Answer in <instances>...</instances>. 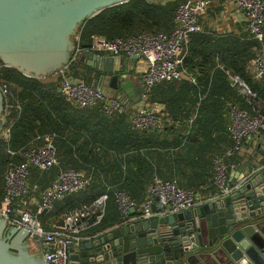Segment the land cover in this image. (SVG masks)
I'll return each instance as SVG.
<instances>
[{
	"label": "trees",
	"instance_id": "trees-1",
	"mask_svg": "<svg viewBox=\"0 0 264 264\" xmlns=\"http://www.w3.org/2000/svg\"><path fill=\"white\" fill-rule=\"evenodd\" d=\"M179 1L129 0L105 8L80 25V45L90 48L94 35L112 40L144 31L169 32ZM259 46L260 41L244 22L224 31L205 25L194 33L185 66L196 82L187 78L164 80L149 93V102L160 104L161 112L170 119L162 128L135 127L130 122V107L112 114L105 111L103 102L79 107L59 90V74L56 79L45 78L52 74L30 75L0 59V81L9 83L10 100L21 106H14L11 112V147L28 143L38 133H54L60 166L94 173L89 187L58 201L53 210L42 214L44 221L91 203L110 185L102 220L86 231L96 236L124 221L116 190L127 191L140 205L146 200L148 184L155 174L196 191L203 185H218L216 159L222 157L228 171L234 164L231 157L238 151L228 153L237 143L229 131L231 106L252 114L264 113V79L254 78L249 71ZM73 66L77 68L72 74L90 84H98L108 74L81 59ZM221 66L239 75L256 95L243 94ZM194 113L197 116L191 123ZM9 162L10 155L0 139V202ZM57 172L58 167L44 172L34 168L30 180L38 182L43 190Z\"/></svg>",
	"mask_w": 264,
	"mask_h": 264
},
{
	"label": "built area",
	"instance_id": "built-area-1",
	"mask_svg": "<svg viewBox=\"0 0 264 264\" xmlns=\"http://www.w3.org/2000/svg\"><path fill=\"white\" fill-rule=\"evenodd\" d=\"M211 1L180 0L174 14L173 28L169 32L144 31L112 40L101 35L93 36V44L88 50L104 55V58L113 55L120 61L124 56H132L146 61L142 72L145 92L137 104H133L123 91L116 90V93H111L104 85L105 77L98 84H90L85 78L72 74V65L80 59L84 50L80 45L81 32L76 35L78 43L70 62L57 72L60 75L59 90L67 100L79 107L103 102L104 109L109 114L130 107V122L135 127L162 128L165 121L170 119L161 112L160 104L153 105L149 102V93L153 86L164 80L187 78L196 82V78L185 66V58L193 34L203 29L201 16L207 12ZM234 12L244 20L247 29L260 41L257 54L249 64V71L254 78L264 79V0H235ZM104 66L105 62L102 67ZM221 67L232 84L243 94L249 97L256 95L239 75L229 68ZM0 88L5 103L0 139L10 155L5 172V192L0 202V216L6 218L9 225L28 231L30 246L45 252L46 264H71V246L95 237L87 236L85 232L102 220L109 198L108 190L112 186L109 185L107 191L91 203L66 211L64 216L53 220L51 227H46L39 216L53 210L55 204L67 195L89 187L94 180V173L82 168L60 166L54 133H38L28 143L13 149L10 144L14 124L11 112L14 106H21L10 100L9 83L0 81ZM196 116L197 113H194L191 123ZM231 116L229 131L237 143L234 148L228 150L230 154L241 147L244 138L258 130L264 131L262 112L252 114L233 105ZM216 164V180L223 186L222 193H227L232 189V184L226 183L227 165L222 157L216 159ZM32 166H36L41 172L58 167V172L48 186L40 190L39 183L30 180ZM115 195L126 221L138 204L125 190H116ZM199 198L195 189L182 187L175 180H167L155 174L148 184L146 200L139 205L140 213L135 217L154 218L177 213L196 205L201 201ZM39 238L43 239V246L38 243Z\"/></svg>",
	"mask_w": 264,
	"mask_h": 264
},
{
	"label": "water",
	"instance_id": "water-1",
	"mask_svg": "<svg viewBox=\"0 0 264 264\" xmlns=\"http://www.w3.org/2000/svg\"><path fill=\"white\" fill-rule=\"evenodd\" d=\"M126 1L0 0V59L38 77L57 73L72 58L80 25ZM89 55L94 66L110 74L111 88L121 89L133 104L141 101L142 74L129 77L113 55L104 58L88 49L82 51L81 61ZM4 107L0 88V127ZM247 167L232 169L238 177L227 193L177 213L129 216L92 239L73 244L71 264H264V157L260 164ZM138 208L131 213L139 214ZM27 237L26 229L11 226L0 216V264H46L43 250L32 248ZM42 242L39 238L41 246Z\"/></svg>",
	"mask_w": 264,
	"mask_h": 264
},
{
	"label": "crops",
	"instance_id": "crops-1",
	"mask_svg": "<svg viewBox=\"0 0 264 264\" xmlns=\"http://www.w3.org/2000/svg\"><path fill=\"white\" fill-rule=\"evenodd\" d=\"M212 2H213V0L211 1V3ZM231 2H232L231 6L233 4V10H234L235 0H231ZM221 7L222 6L220 5V8ZM233 15L236 18V20L240 19L242 22H244V20L240 16H238L234 11H233ZM202 18H203V16H201V21L203 22ZM244 25L246 26L245 22H244ZM229 30H230V28H229ZM91 59H92V56L89 55L87 57L86 61H83V62H86L88 65L94 66L92 64L93 61H91ZM94 67H96V66H94ZM119 67L122 69V72L129 73V77L138 78V76L142 74V72L144 71V69L146 67V61L144 59H138L137 57L124 56L119 61ZM108 75H110V74H108ZM120 91H122V90H120ZM262 148H264V131L263 130H258L255 133H253L251 136L246 137L244 139V142L242 143L241 147L236 152V154L233 157H231L232 160L234 161V164L231 165L229 167V170L227 171L226 183L231 185L232 180L234 178L238 177L237 173L231 174V171L233 168L236 167L238 170H247L248 164H255V165L260 164L261 160L264 157V152L262 151ZM222 187L223 186H221L220 183H218V185H216L214 187H211L209 185L208 186L203 185L201 188H199L197 190V193L200 196L199 199L205 200V199L215 197L216 195L219 194L220 190H222ZM137 210H139V209H137ZM136 215H137L136 213H133L130 217L134 218ZM62 216H64V215L62 214L61 216H58V217L51 216L48 219H46L45 221H43L44 222L43 224L49 228V227H51L54 219H56V218L58 219ZM85 235L90 236L87 234V232H85ZM89 239H92V238H87L84 241L89 240ZM84 241H82V242H84Z\"/></svg>",
	"mask_w": 264,
	"mask_h": 264
},
{
	"label": "rangeland",
	"instance_id": "rangeland-1",
	"mask_svg": "<svg viewBox=\"0 0 264 264\" xmlns=\"http://www.w3.org/2000/svg\"><path fill=\"white\" fill-rule=\"evenodd\" d=\"M160 1V0H157ZM231 0H213L207 12L203 15V27L210 26L212 28H216L218 30H225V29H235L242 25V21L237 19L233 15V4L231 6ZM220 5L222 6L220 8ZM77 35V33H76ZM76 39V36H75ZM77 40V39H76ZM76 48V44L74 45V49ZM77 66H73L72 69H76ZM58 73H54L49 77H45L46 79H56L58 77ZM110 75H107L104 79V85L111 93H116V90L111 88L110 84ZM110 88V89H109ZM112 89V90H111ZM140 102V101H139ZM36 168V166L31 167L32 170ZM39 219L43 222L44 218L42 215L39 216ZM36 251L40 252V249H36ZM41 259L45 260V252H41Z\"/></svg>",
	"mask_w": 264,
	"mask_h": 264
}]
</instances>
